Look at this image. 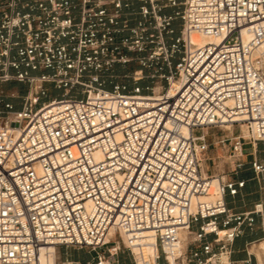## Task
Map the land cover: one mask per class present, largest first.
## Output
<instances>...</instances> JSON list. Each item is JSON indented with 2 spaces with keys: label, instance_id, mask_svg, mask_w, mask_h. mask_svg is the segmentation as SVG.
<instances>
[{
  "label": "built area",
  "instance_id": "built-area-1",
  "mask_svg": "<svg viewBox=\"0 0 264 264\" xmlns=\"http://www.w3.org/2000/svg\"><path fill=\"white\" fill-rule=\"evenodd\" d=\"M261 46L264 0H0V85L39 82L0 108V264H39L46 245L94 251L110 230L134 264H259L264 202L235 211L226 196L246 181L223 177L210 198L203 156L207 128L241 122L264 141ZM129 53L167 89H128L115 69ZM45 83L59 94L42 100ZM250 167L264 179V162ZM245 228L260 236L235 249Z\"/></svg>",
  "mask_w": 264,
  "mask_h": 264
},
{
  "label": "rangeland",
  "instance_id": "rangeland-1",
  "mask_svg": "<svg viewBox=\"0 0 264 264\" xmlns=\"http://www.w3.org/2000/svg\"><path fill=\"white\" fill-rule=\"evenodd\" d=\"M179 24V22L176 23V33L179 32ZM128 56L131 58L130 61L124 66L117 65L115 69V72L120 75L119 80L125 83L128 89H132L134 86L138 85L142 87L144 92L152 95H157L164 89H167L164 80L159 77V72H156L152 68H142L133 53H129ZM124 74L126 77H122ZM38 85L39 82L37 81L32 85L14 81L3 83L0 85V108H2L4 101H9L16 108H19L25 97L38 91ZM42 86L47 89V95L42 97V100L59 94V91L55 90L49 83H45ZM204 132L206 133L208 149L203 156V168L207 176L213 175L218 178L237 179V177L243 173L244 165H248L247 163L251 157L249 153L254 149L253 143L256 144L257 151H264V141H254L253 132L247 129V126L241 122L233 125L226 124L221 128H207ZM238 137L241 138V142H243V155L240 157L234 155L232 150L234 139ZM226 138L227 140L224 143H220L221 139ZM239 162L242 163L241 167L236 166ZM243 180H245L246 183H252L253 181H255V183L258 182L256 178L253 180L244 178ZM259 181L261 184H264V179L260 178ZM261 197L262 200H264V192H262ZM111 237H113V235ZM260 241H255L248 245L252 252L258 249ZM115 247H117V250L114 256L109 255L108 250ZM257 255L259 256L260 264H264V252L259 251ZM98 257L107 259L110 264H134L133 255L125 248V238L123 236L121 237L118 233L115 234V237L110 238L108 244L94 251L88 248L57 246L53 253L48 256V264H62L66 259L69 261L77 260L78 264H96ZM84 260L88 263H84Z\"/></svg>",
  "mask_w": 264,
  "mask_h": 264
},
{
  "label": "crops",
  "instance_id": "crops-1",
  "mask_svg": "<svg viewBox=\"0 0 264 264\" xmlns=\"http://www.w3.org/2000/svg\"><path fill=\"white\" fill-rule=\"evenodd\" d=\"M253 147H254L253 151L249 153L251 157L247 163L248 165H244V169H243L244 171L237 177V179L245 178L247 180H253L255 177L250 167L251 161L253 159H256L258 161L264 162V151H257L256 150L257 146L255 143H253ZM262 192H264V184H261L259 180L257 183H255V181H253L252 183L248 182L235 198L226 196V202L230 207L234 208L235 211L250 210L253 207L254 203L264 202V200H262L261 197ZM259 224H260V219L257 217L255 224L257 228H259ZM257 230L256 233L250 234L248 228H245L244 235L241 238L237 239L235 242L234 245L235 249H241V247L246 241L250 240L251 238L259 237L260 230L259 229ZM243 256H244L243 253L234 254L235 258H241ZM83 262L88 263L86 260H84ZM66 263L78 264V261L77 260L69 261L68 259H66L64 262H62V264H66Z\"/></svg>",
  "mask_w": 264,
  "mask_h": 264
},
{
  "label": "bare ground",
  "instance_id": "bare-ground-1",
  "mask_svg": "<svg viewBox=\"0 0 264 264\" xmlns=\"http://www.w3.org/2000/svg\"><path fill=\"white\" fill-rule=\"evenodd\" d=\"M250 38V35L248 33H244L243 34V40L244 42L246 43ZM220 41V37H215V36H208V35H202V34H199V33H191V36H190V42L194 45H203L205 43H209V42H213V43H217ZM255 56L257 58V64H261V65H264L262 63H264V46H261L260 48H258L256 51H255ZM264 67V66H262ZM178 86V82L177 81H174L173 82V85L171 86V88L169 89V93H172V91L174 90V88H176ZM244 118H239L237 120L239 121H242ZM227 125H230V124H227ZM253 135H254V138H256V134L255 132H253ZM204 175L207 177V173L204 172ZM218 182H219V178L217 176H212L211 178H209V183H210V187H209V193H210V198H215L217 197V186H218ZM204 199V198H203ZM110 237L113 235V237H115V233L110 230ZM124 237L125 236L123 234H121V237ZM111 237V238H113ZM143 241L144 242H150V241H154V237L152 236V234L150 232H146L143 234ZM259 247L257 250H255V252H253L256 257H257V260H258V263L260 264L259 262V256L257 255L259 251H262L264 252V240H261L260 243H259ZM55 249V246L53 245H46L45 247H43L40 251V254H39V264H48V256L53 253ZM257 253V254H256ZM136 260L140 263V257L139 256H136ZM100 264H110L108 262L107 259H101V262Z\"/></svg>",
  "mask_w": 264,
  "mask_h": 264
}]
</instances>
